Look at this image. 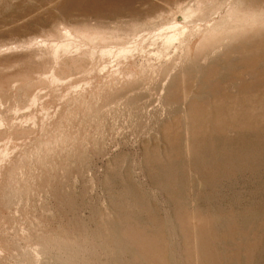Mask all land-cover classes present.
<instances>
[{
    "label": "rangeland",
    "instance_id": "obj_1",
    "mask_svg": "<svg viewBox=\"0 0 264 264\" xmlns=\"http://www.w3.org/2000/svg\"><path fill=\"white\" fill-rule=\"evenodd\" d=\"M0 264H264V0H0Z\"/></svg>",
    "mask_w": 264,
    "mask_h": 264
},
{
    "label": "bare ground",
    "instance_id": "obj_2",
    "mask_svg": "<svg viewBox=\"0 0 264 264\" xmlns=\"http://www.w3.org/2000/svg\"><path fill=\"white\" fill-rule=\"evenodd\" d=\"M190 13H191V12H190ZM193 15H194V14H193ZM176 31H177V30H176ZM171 33H172V32H171ZM168 34H169V33H168ZM172 34H173V33H172ZM176 34H179V33L176 32ZM180 35H181V33H180ZM174 36H175V35H174ZM176 36H177V35H176ZM176 36H175V37H176ZM167 37H168V35H167ZM169 37H170V35H169ZM171 38H172V37H171ZM178 38H179V37H178ZM165 39H166V38H165ZM167 40H168V42H169V39H167ZM127 50H128V49H127Z\"/></svg>",
    "mask_w": 264,
    "mask_h": 264
}]
</instances>
